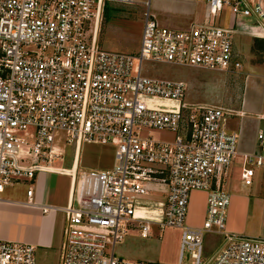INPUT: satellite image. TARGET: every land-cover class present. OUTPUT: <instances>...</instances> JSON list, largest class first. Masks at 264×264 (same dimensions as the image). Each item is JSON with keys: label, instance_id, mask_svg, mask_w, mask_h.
<instances>
[{"label": "built area", "instance_id": "1", "mask_svg": "<svg viewBox=\"0 0 264 264\" xmlns=\"http://www.w3.org/2000/svg\"><path fill=\"white\" fill-rule=\"evenodd\" d=\"M107 1L136 0H0V195L41 172L70 176L66 206L37 204L33 187L27 190L28 204L65 215L60 264H157L115 251L130 230L148 236L153 223L182 229L177 264H264V237L226 229L231 193L217 180L239 154V135L226 127L234 112L187 101L182 80L142 73L146 60L240 73L234 35L264 39V0H197L213 22L229 8L232 25L183 29L160 25L144 0L138 53L99 45ZM152 129L177 135L157 139L147 133ZM259 140L260 151L243 156L247 185L254 167H264V133ZM60 142L74 145L70 168L54 166L64 156ZM85 142L114 145V166L76 165ZM193 190L208 192L200 227L186 224ZM154 208L160 218L142 214ZM206 234L221 237L207 254ZM37 263L35 245L0 239V264Z\"/></svg>", "mask_w": 264, "mask_h": 264}, {"label": "rangeland", "instance_id": "2", "mask_svg": "<svg viewBox=\"0 0 264 264\" xmlns=\"http://www.w3.org/2000/svg\"><path fill=\"white\" fill-rule=\"evenodd\" d=\"M191 0H151L150 11L160 25L170 28L183 29L188 22L197 24V17L203 21L207 13L206 5L197 3L196 17H186L181 9L191 6ZM144 0H136L132 4L107 1L104 6L103 17L99 28L98 43L105 49L138 53L141 46L144 27V12L147 10ZM216 25H232L231 10L227 8L221 16L213 22ZM249 23V22H248ZM246 29L252 30L254 26L248 24ZM235 49L239 50L243 60V75L224 73L220 71H207L188 67L170 65L154 61L142 63V73L158 78L182 80L187 85L186 100L201 104L225 105L232 93L239 87L246 74L264 85V39L254 38L250 35L237 33L234 35ZM260 74V75H259ZM224 106V107H225ZM229 125H237L240 119L237 116L229 117ZM154 138L173 140L176 132L169 130L152 129L147 131ZM63 158L54 163V166L70 168L74 156V145L60 142ZM116 147L111 144L85 142L80 151V168L83 170H108L114 166ZM240 167L233 168L226 180L229 188L236 186L242 191L249 187L240 178ZM47 184L46 201L58 206H66L70 188V176L57 173H46ZM6 194L17 199H26V187L16 185L6 187ZM163 193L168 188H162ZM229 192V191H228ZM5 194V193H4ZM208 192L193 190L190 194L189 209L186 224L200 227L204 220L203 210L207 207ZM163 199V198H161ZM45 200V199H44ZM36 201V198H35ZM207 209V208H206ZM207 211V210H206ZM142 214L154 219L160 218L158 209L143 210ZM64 213L56 211L57 228H62ZM206 218V216H205ZM228 228V217L226 222ZM182 229L180 227L166 226L160 229L153 223L148 236H143L138 228L130 230L124 241L115 246L116 255L127 260H148L157 264H177L180 251ZM221 237L216 234H206L205 250L211 252L219 246ZM38 264H58L57 253L38 252Z\"/></svg>", "mask_w": 264, "mask_h": 264}, {"label": "crops", "instance_id": "3", "mask_svg": "<svg viewBox=\"0 0 264 264\" xmlns=\"http://www.w3.org/2000/svg\"><path fill=\"white\" fill-rule=\"evenodd\" d=\"M190 2H192L190 7L185 6L180 10L181 14H186V17L195 16L197 3L203 4V2L197 0H191ZM211 22H213L212 17L208 14L205 15L203 21L197 17V23ZM192 24H195L194 21L188 22V24L182 28L189 27ZM237 51L240 52L238 49ZM243 73L242 70L240 73L233 74L243 75ZM254 76L255 75L251 73L246 74L239 87L236 88V94L232 93L227 101V106L224 105L234 112L227 117L226 127L228 130L236 132L239 135V154L236 156L227 173L217 180V183L231 193V203L228 210L229 230L248 236L264 237V167H254L252 184L247 185L243 182L245 185L251 186L246 192L236 186L229 188L227 186L228 182L226 181L233 168L236 167L241 168L240 178L242 180L244 154L256 153L261 149L259 133H264V85L252 78ZM232 116L239 117L240 121L237 125H229L228 119ZM46 173L53 172H41L32 181L25 180L10 185L12 188L16 185H24L26 187V199L11 197L6 194L8 193L6 190L1 193L0 239L27 242L35 245L37 248V259L38 252H44L46 254L56 252L57 262L60 264L66 225L65 216L63 226L59 229L57 228L56 211L44 213L39 206H33L27 203V190L29 187H33L34 200L36 198L37 204L53 205L47 202L45 198L47 189L45 181ZM67 194L68 203L70 188ZM206 208L205 204L202 217L203 220L206 216Z\"/></svg>", "mask_w": 264, "mask_h": 264}, {"label": "bare ground", "instance_id": "4", "mask_svg": "<svg viewBox=\"0 0 264 264\" xmlns=\"http://www.w3.org/2000/svg\"><path fill=\"white\" fill-rule=\"evenodd\" d=\"M79 160H80V152H79L78 155H77V162H76V165L78 164Z\"/></svg>", "mask_w": 264, "mask_h": 264}]
</instances>
